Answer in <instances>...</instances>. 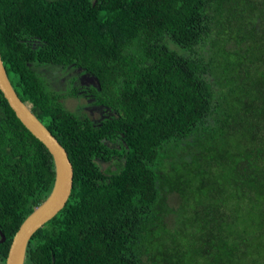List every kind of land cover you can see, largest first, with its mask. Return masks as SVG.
Wrapping results in <instances>:
<instances>
[{
    "label": "trees",
    "instance_id": "16d2710c",
    "mask_svg": "<svg viewBox=\"0 0 264 264\" xmlns=\"http://www.w3.org/2000/svg\"><path fill=\"white\" fill-rule=\"evenodd\" d=\"M0 56L73 168L24 264H264V0H0ZM54 177L0 92V264Z\"/></svg>",
    "mask_w": 264,
    "mask_h": 264
},
{
    "label": "water",
    "instance_id": "95a60500",
    "mask_svg": "<svg viewBox=\"0 0 264 264\" xmlns=\"http://www.w3.org/2000/svg\"><path fill=\"white\" fill-rule=\"evenodd\" d=\"M85 76V75H84ZM94 85L93 77L86 78ZM94 81V82H93ZM96 84V82H95ZM0 92L21 124L41 142L53 158L55 177L49 196L26 217L14 234L5 264H24L28 243L37 230L66 205L73 188V168L65 149L23 103L13 89L0 56ZM0 244L5 241L0 232Z\"/></svg>",
    "mask_w": 264,
    "mask_h": 264
},
{
    "label": "flooded vegetation",
    "instance_id": "af4514ba",
    "mask_svg": "<svg viewBox=\"0 0 264 264\" xmlns=\"http://www.w3.org/2000/svg\"><path fill=\"white\" fill-rule=\"evenodd\" d=\"M80 70H77L75 73H76V79L73 80L72 82V87H75V86H79L80 88V91H79V94L83 95L82 98L85 99V101L87 103H90V100L87 98V88L90 87V86H94L95 85V82H94V85L90 84L89 81L86 78H89V76H87L86 74H81L79 75ZM85 75V76H84ZM68 76L70 77L71 74H68ZM83 84V86L81 85ZM67 99V98H66ZM72 99V98H70ZM74 100V99H72ZM89 114L93 116L94 119H103V117L105 116V113L104 111L102 110V108L98 107V106H93L90 110H89Z\"/></svg>",
    "mask_w": 264,
    "mask_h": 264
},
{
    "label": "rangeland",
    "instance_id": "374dc122",
    "mask_svg": "<svg viewBox=\"0 0 264 264\" xmlns=\"http://www.w3.org/2000/svg\"><path fill=\"white\" fill-rule=\"evenodd\" d=\"M56 87L58 88L59 86L56 85ZM84 103H85V101L83 99L79 100V101H75V100H72L70 98L65 99V102H64L66 108L70 111H74L75 109H77L76 107H78L79 105H84ZM86 111H88V110H86ZM102 168L104 169L105 165H102ZM169 203L173 207H175L177 205V200H176L175 195L169 197Z\"/></svg>",
    "mask_w": 264,
    "mask_h": 264
}]
</instances>
